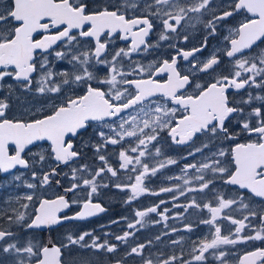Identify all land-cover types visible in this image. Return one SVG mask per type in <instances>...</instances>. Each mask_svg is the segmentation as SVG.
<instances>
[{
    "label": "snow or ice",
    "instance_id": "snow-or-ice-1",
    "mask_svg": "<svg viewBox=\"0 0 264 264\" xmlns=\"http://www.w3.org/2000/svg\"><path fill=\"white\" fill-rule=\"evenodd\" d=\"M0 177V264H264V0H0Z\"/></svg>",
    "mask_w": 264,
    "mask_h": 264
},
{
    "label": "flooded vegetation",
    "instance_id": "flooded-vegetation-1",
    "mask_svg": "<svg viewBox=\"0 0 264 264\" xmlns=\"http://www.w3.org/2000/svg\"><path fill=\"white\" fill-rule=\"evenodd\" d=\"M201 34L199 33H193L190 36V43L187 45H182L183 47H192L195 44H198ZM152 39H155V37H152ZM217 45V40L214 38L210 40L209 48L204 51V53H197L198 56H207L209 52ZM151 59V57H149ZM168 152L172 155H176L177 152L179 153H185L186 149H168ZM191 159V158H189ZM185 161H181V164H183ZM166 173H174L179 171V165L172 166L171 168L163 170ZM0 179H3V177H0ZM161 183V181H156L152 187H156ZM27 191L25 188H20L19 191L16 192H9L6 189L0 190V201H3L8 195L16 196V195H22ZM102 195L100 197V202L108 209L107 212L100 214L98 216L92 217L85 221H75L71 222V226L67 228H62L60 231H83V230H95V233L98 235H103L104 232H120L123 227L124 223L122 222L121 225H111V227H107L112 219H116L122 215L131 216V212L129 211L128 207L122 203V197L124 196V193H121L117 191L116 189H102ZM159 197H153V196H144L141 198L142 205L146 206L151 204L153 201H157ZM238 215V214H237ZM190 220L196 219L195 214L191 217H189ZM169 224H175L177 227H180L181 225L177 221L170 220L168 222ZM105 227H101V226ZM160 225H157L156 227L147 226L144 229H142L140 232L136 234V239L138 242L146 241L150 238H153L159 231H161ZM207 229L204 226H201V228L197 229L196 233L192 234L194 237L199 236L202 233L206 232ZM53 235H56V233H53ZM179 235V234H178ZM188 235V234H185ZM168 238L165 237V240ZM115 242V241H113ZM158 247H163V245H157ZM155 248L153 249V251ZM244 250V246H238V251L236 254H242ZM118 257H115L111 254H100L97 257L94 258L95 264H114L115 259ZM228 260L230 264H235L236 256L230 255L228 257ZM134 264V262H132ZM209 264H218L217 261L213 260L211 257L209 258Z\"/></svg>",
    "mask_w": 264,
    "mask_h": 264
},
{
    "label": "rangeland",
    "instance_id": "rangeland-1",
    "mask_svg": "<svg viewBox=\"0 0 264 264\" xmlns=\"http://www.w3.org/2000/svg\"><path fill=\"white\" fill-rule=\"evenodd\" d=\"M6 190L9 191V192L11 193V192L19 191L20 188H12V189H6Z\"/></svg>",
    "mask_w": 264,
    "mask_h": 264
}]
</instances>
